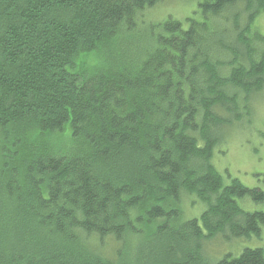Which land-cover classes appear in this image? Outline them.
I'll use <instances>...</instances> for the list:
<instances>
[{"label":"trees","instance_id":"16d2710c","mask_svg":"<svg viewBox=\"0 0 264 264\" xmlns=\"http://www.w3.org/2000/svg\"><path fill=\"white\" fill-rule=\"evenodd\" d=\"M164 1L0 0V264H264L210 256L264 234L214 163L264 94V0L145 27Z\"/></svg>","mask_w":264,"mask_h":264},{"label":"rangeland","instance_id":"374dc122","mask_svg":"<svg viewBox=\"0 0 264 264\" xmlns=\"http://www.w3.org/2000/svg\"><path fill=\"white\" fill-rule=\"evenodd\" d=\"M198 1L200 0H165L156 8L147 11L144 25L146 27V24L163 23L169 18L185 23L194 11H198ZM255 22L251 33L264 34V12ZM252 101L251 115L228 130L225 143L215 150L214 163L226 183L229 184L231 179H238L246 187L264 192V94L253 98ZM189 202L194 204L193 206L187 204V207L183 205L185 220L197 217L201 208L194 199ZM237 202L247 212H264V203L258 204L247 198ZM262 235L260 239L240 240L234 243L223 241V238L211 246L213 251L210 256L221 258L223 254L239 256L245 249L264 250V234ZM216 247L224 250L219 253Z\"/></svg>","mask_w":264,"mask_h":264}]
</instances>
